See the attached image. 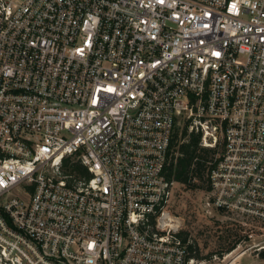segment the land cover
<instances>
[{"label": "built area", "instance_id": "built-area-1", "mask_svg": "<svg viewBox=\"0 0 264 264\" xmlns=\"http://www.w3.org/2000/svg\"><path fill=\"white\" fill-rule=\"evenodd\" d=\"M180 118L207 204L264 222V0H0V264L193 263Z\"/></svg>", "mask_w": 264, "mask_h": 264}, {"label": "rangeland", "instance_id": "rangeland-1", "mask_svg": "<svg viewBox=\"0 0 264 264\" xmlns=\"http://www.w3.org/2000/svg\"><path fill=\"white\" fill-rule=\"evenodd\" d=\"M183 125L180 118L175 129L179 137ZM208 200L206 188L174 181L160 214L192 244L191 264H264V222L216 208Z\"/></svg>", "mask_w": 264, "mask_h": 264}, {"label": "trees", "instance_id": "trees-1", "mask_svg": "<svg viewBox=\"0 0 264 264\" xmlns=\"http://www.w3.org/2000/svg\"><path fill=\"white\" fill-rule=\"evenodd\" d=\"M178 131L174 133L172 145H176L178 155L170 157L165 168V176L169 181H176L190 188H206L207 171L209 165L206 163L212 160L216 153V148H209L200 145V132H190L187 134V126L185 125L178 136ZM182 138V140H179ZM76 169L82 172L84 169L78 162L70 163L68 170ZM186 239V238H184ZM190 256H194L192 244H188Z\"/></svg>", "mask_w": 264, "mask_h": 264}]
</instances>
